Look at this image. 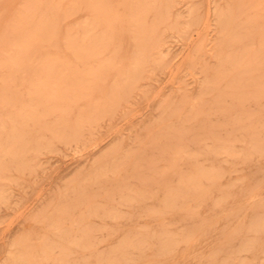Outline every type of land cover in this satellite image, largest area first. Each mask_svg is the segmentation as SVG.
I'll use <instances>...</instances> for the list:
<instances>
[{
  "label": "rangeland",
  "instance_id": "374dc122",
  "mask_svg": "<svg viewBox=\"0 0 264 264\" xmlns=\"http://www.w3.org/2000/svg\"><path fill=\"white\" fill-rule=\"evenodd\" d=\"M0 264H264V0H0Z\"/></svg>",
  "mask_w": 264,
  "mask_h": 264
},
{
  "label": "bare ground",
  "instance_id": "6f19581e",
  "mask_svg": "<svg viewBox=\"0 0 264 264\" xmlns=\"http://www.w3.org/2000/svg\"><path fill=\"white\" fill-rule=\"evenodd\" d=\"M73 54H74V53H73ZM53 76H54V75H53ZM33 88H34V87H33ZM29 105H30L29 107H31V103H30ZM29 107H28V108H29ZM31 108H32V107H31ZM33 108H34V107H33ZM33 108H32V109H33ZM33 111H34V110H33ZM25 113H26V112H25ZM29 114L31 115V113H29ZM31 116H32V115H31ZM31 116H30V117H31ZM32 117H35V114H34V116H32ZM32 117H31V118H32ZM8 118H9V117H8ZM27 118H28V117H27ZM10 122H11V120H10ZM21 122H22V121H21ZM10 131H11V130H10ZM40 134H42V133H40ZM44 135H45V134H44ZM6 154H7V153H6ZM13 161H14V160H13ZM16 163H17V162H16Z\"/></svg>",
  "mask_w": 264,
  "mask_h": 264
}]
</instances>
